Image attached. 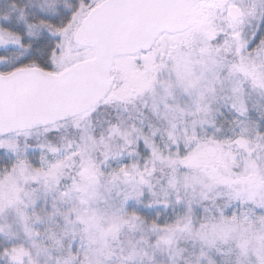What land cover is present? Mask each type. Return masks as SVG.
<instances>
[{"label":"snow or ice","instance_id":"obj_1","mask_svg":"<svg viewBox=\"0 0 264 264\" xmlns=\"http://www.w3.org/2000/svg\"><path fill=\"white\" fill-rule=\"evenodd\" d=\"M0 264H264V0H0Z\"/></svg>","mask_w":264,"mask_h":264}]
</instances>
